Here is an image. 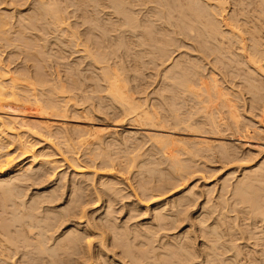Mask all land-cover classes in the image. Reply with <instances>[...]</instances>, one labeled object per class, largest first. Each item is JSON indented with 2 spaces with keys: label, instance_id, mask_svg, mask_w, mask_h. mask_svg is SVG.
Here are the masks:
<instances>
[{
  "label": "rangeland",
  "instance_id": "obj_1",
  "mask_svg": "<svg viewBox=\"0 0 264 264\" xmlns=\"http://www.w3.org/2000/svg\"><path fill=\"white\" fill-rule=\"evenodd\" d=\"M18 1L19 0H0V13L6 14V16L8 15L7 20L4 19L6 22L0 18V23L3 24L2 27L0 26V67L6 68L9 71V76L16 80V92L18 91V95L22 98H17V104L20 107H12L9 112L10 114H16L15 117L19 120L25 121L26 124H35L44 121L52 124L54 126L53 129H58H55V135L51 138L47 135L45 136L44 133H40V135L39 133L33 134L35 131L32 132L31 130V133L27 135V138L26 135L24 136L28 143L34 146L33 150L34 153L38 155L37 160L39 159V162L34 163L32 166L33 175L18 185L16 191L21 193L20 198H15L13 201L5 203H2L0 198V227L5 223L9 224V222H12V214L9 213H11V210H14L12 213L15 215L16 219H14V221H17L15 222L16 225L13 222V226L7 227L6 225L4 228L7 232L17 231L16 235L25 232V225L27 222L22 217V214L29 211L28 207L31 206L29 205L32 202L31 200L35 199L37 202L36 197L38 196V203H36L37 205L34 208V210L36 209L34 211L36 213L35 218L39 220L47 212L56 214L54 219L52 213L49 217V224L50 227H52L46 234V237H50L48 245H52L55 239L57 241V239L64 235L67 230L74 231L76 229V231H78L77 234L81 236L83 234L84 239L80 241L79 248H75L76 250L73 254L68 255L66 253V255L64 254V256H60L62 258L61 260H65L64 264L146 263V261L142 259L137 262H132L128 257H125L123 253H121L119 247L111 245V233L104 228L103 224V217L106 215L109 216H107V220H109L115 228L127 227L126 229L130 231L146 228L153 230L155 234L151 245L156 249L157 247L159 248V244L161 245L166 241L171 240L170 243L172 241L176 242L181 240V237L184 234L189 236L192 238L194 243L193 247L197 252V258L192 260L190 264H202L203 253L202 255L199 253L201 250L200 246L202 239L198 233L200 229V226L198 227V219L201 215H206L202 208L211 206L209 208L213 209V211L215 209V211L210 217H204L207 222L205 224L211 225L215 221V218L217 219V217L222 214L221 216H223V219L226 218L224 222L226 220L229 221L225 222L226 225L224 227L227 235V237L225 236L226 240L232 237V239H230L231 242L234 244L235 249L238 248V251L241 254L240 256L239 254L237 256L238 260H240V263L239 261L238 263L247 264L248 257L246 259V256H248L247 254L249 251H251L252 248L253 250H257V248L260 249L258 246L255 248V244H261V242L264 243V240L255 243L257 240L256 238L262 237L264 233V218L261 216V219L259 217L252 218V215L254 214H251L250 216L251 212L249 209L247 210L245 206L239 207V205L235 207V209H230V206H226L229 204L227 199L230 195H228L229 192L226 190L227 187L224 189L225 185L231 186L230 184H233L238 181V179L242 178L245 170L247 171L254 168L256 164L260 162L261 155H257L255 151L258 147H264V111L250 110L249 105L247 104L249 96L246 94L245 89L243 90V82L240 83L241 81H238V79L231 82L229 74L225 71L223 72L219 66L213 64L212 59L196 50L197 48L190 47V49L188 46L187 48H184L185 50H176V53L172 52L171 48H167L170 56L160 69L172 66L181 51L186 53L189 51V56L197 58V60L201 62L200 64L204 65V74H208V71H213V69H215L213 72L217 79L222 82L224 87L230 88L231 92L233 91L234 94L239 93V95H242V97L238 99L239 101L237 100V106L239 107L238 114L241 116L240 119L242 124H240V127L243 129L248 126V128L247 130L235 131L233 130V127L231 128L232 125L229 124L231 125L229 126L231 129L226 130L223 127L225 131L221 128L222 131L214 136L206 129H201L202 132L198 133L194 131V127H190V129L187 128L185 124L176 126L174 120L169 117L171 115L166 113V116H169H167V119L164 118V116L162 117L165 121L164 123H161V126H163V130H168V132L177 131L176 133H166L169 134V136L175 137V140H167L168 143H166L168 145L165 142L160 143L164 140H158L157 143L159 142V144L157 145L155 144V140L154 143L153 139H150V141L149 138L145 136V133L148 131L131 122L128 116L124 117L125 115L122 110L110 100L105 90L106 84L104 82H100L103 89H96V87H93L95 88L94 90L93 88L91 89V87L86 88L87 86L94 85L93 83L95 80L97 82L98 78L96 77L99 76L101 68L106 65V62L94 59L96 61L95 64L93 58H95L97 54L83 44L82 41L84 38L81 32L85 29L86 25L82 26L80 12H76V10L73 12V7H71L69 3L63 1V4L59 3L58 5L60 10L55 13V16L58 17L54 19L53 16L46 15L47 19H44L46 18L45 16L43 19L38 18L36 20L38 23L36 22L33 24L34 26L36 24L39 27L33 26V28L32 26H27V24H25L28 20L24 17L29 15L28 13L30 11L28 9L34 4V0ZM255 1L256 0H253L254 3L251 4L249 9L252 10L253 4L256 5V7L258 6ZM150 5L151 4L147 5V7H151ZM96 8L98 9L99 7L96 6ZM96 8L94 10L89 9L91 14L98 12ZM100 9H103L101 12L102 14H99L100 16L104 13L110 12L107 9L105 10V8ZM48 16H50V18ZM251 16L252 14H250V17ZM252 17L256 20L254 15ZM252 17L250 19H252ZM255 20L253 19L252 21ZM113 21H115V19H113ZM19 22H24V25ZM262 22H264V19ZM6 23L8 25H5ZM44 23L46 25H43ZM53 23L55 25H53ZM253 23L255 25L256 22ZM17 26L19 30L16 28ZM21 27L23 28V31L20 29ZM2 28L3 31H1ZM20 30L23 34L18 32ZM246 36L245 33V37ZM9 38L10 40H8ZM8 41H12V43ZM134 50L139 52L141 49L134 48L129 50L127 55L124 50L119 49V51L117 50L115 52L116 58L108 59L107 63L110 65L115 64L120 67L123 66V72L119 77L123 76L122 79L126 77V80L124 79V81L125 84H127V87H125L128 94H130V97L135 99V101H138V103H143L142 105H144L145 109L147 108L148 110H151L150 108L154 104L161 102L164 98H166V100L164 99L165 102L169 103V93L163 92L162 94L161 92L164 85L161 83L159 77V69L156 68L159 66H154L150 63L151 56L147 55V53L144 55L136 53L139 59L138 57L133 58V53L136 52ZM103 51L107 52V50ZM33 52L35 54H33ZM129 52L131 53L129 54ZM93 53L96 55H93ZM130 57L135 59V61L137 59V64L139 65L136 69L132 66L133 60ZM95 70L97 71L95 72ZM75 72L78 73L77 76L80 78L90 75V79L93 78L90 82L93 83L89 84V80H87V83L84 78V82L80 79L83 82L82 84H76L77 86H73V84L70 83L71 80L67 78V76L73 73V75L76 76ZM35 76H39L41 79L43 78L46 83H44L45 81L37 82ZM262 83L264 85L263 79ZM33 84L35 86H33ZM22 87L24 88L22 89ZM56 88H58V90ZM59 88L64 90L62 94L61 91H59ZM166 90L167 89L163 87L162 91ZM167 91L170 92L169 89ZM21 95L26 98L24 99ZM52 99L53 102L50 101ZM62 99L65 101L68 100L69 102L67 110L59 115H66L65 117L55 116L57 112L52 109L50 105L54 102H62ZM24 100H28V107L25 106ZM198 106L197 108L202 107V105L201 107ZM163 107L164 104L162 109H165ZM218 107L219 109L221 108L220 106ZM200 110H197L196 112L191 110V113H194L193 115L197 113L195 116L191 115L194 117L192 118V121L190 120L191 123L193 120L203 116L202 110ZM157 111L155 112L157 113ZM183 111L185 113V109ZM40 112L42 113L39 114ZM38 115H44L45 117L40 118ZM184 115H186L185 117H187V119L190 117V114ZM11 116L12 115H10V117ZM243 125L246 126L243 127ZM185 128H187V130ZM83 131L84 133H82ZM86 131H96L94 136L96 137L99 134L98 139L100 138L102 140L101 143H98L99 141L97 142L98 144L94 143L95 141L91 139L92 137L86 139V137H84ZM255 131H260L261 134H258L259 132L256 134ZM96 133L98 134L96 135ZM192 133H198L199 136H194ZM100 134L102 136H100ZM126 136L128 139H126ZM124 137L126 140H124ZM199 138L204 141L209 140L217 141L219 143H227L234 147L233 149L236 150L237 157H222L216 148L206 152L205 148L201 147L202 145H197V147L195 146L194 148L193 145L196 140H199ZM10 139L8 137L7 139L2 138L0 139V144L1 146H4L5 150H3V152L11 155L8 156V158L14 157L15 159L16 156L17 158L13 160L11 165L2 168L0 180H6L7 178L14 176V170H16L15 166H17L20 162L19 160L25 156L22 154V151L17 148L16 144L12 145L11 142H9ZM90 139L92 142L89 141ZM193 139L196 140L194 141ZM190 141L193 142V144ZM190 143L191 145H188ZM162 144L167 145V149L165 146L163 147ZM168 146H170V152H168ZM161 147L162 151L160 150ZM164 148L165 151L167 150V153L170 154V156L167 154L169 158L166 157V154H163L166 153L163 151ZM249 149L252 150L251 153L248 152ZM244 155L252 159L246 161L241 160ZM47 161L52 162L53 166L48 164ZM150 167L154 172H151L154 175L153 177L152 174H150L151 176L148 173V175L146 174V172L151 169ZM145 168L148 170L145 171ZM176 169H179V171L176 172ZM158 170L160 174L162 173L164 175L165 173V176L161 175L162 177H166V174L168 173L167 176L169 175V177L166 178V181L168 180L167 183L170 181V184H177L174 188H168L165 191L163 190L162 194L161 192H159V194L156 193L157 191H153L152 193V186L155 183H158L157 180H159H156L158 174H155V171L158 173ZM177 177H179V179ZM159 178L160 180H163L161 177ZM163 181H165V179ZM102 184H104L105 188H103ZM105 184H108L107 187ZM108 186L109 190H111L110 192L109 190L108 192L107 190L105 191ZM256 187L264 189V187L259 185H256ZM112 189H114V193H112ZM72 190H75L77 193L75 211L65 212V216L60 217L58 216V212L66 206ZM263 193L264 190L258 191V195L260 194L258 198L263 197L260 199L261 201H264ZM39 196L42 197L40 198ZM180 196L182 198L187 197V200H189L188 197L193 196V198L192 200L190 198V202L186 200L180 201L183 203H181V206H183L185 202H188L180 208V205H178L180 204L179 198L181 200ZM223 199L226 200L225 202L228 204H222ZM176 200L178 201L177 203ZM13 202L16 203L12 205ZM175 203L179 208L178 209L175 206L176 209H178V215L175 214L176 210L175 207H173V204L175 205ZM33 205L35 204L33 203ZM4 206L7 208H4ZM159 207L160 209H158ZM4 210H6V212H4ZM7 212L10 215L8 217L6 216ZM155 212L157 215L159 213L158 218ZM173 212L175 213L173 214ZM2 214H5L4 216L6 218ZM161 214L164 217L161 216ZM159 216H161L160 219H166L164 220V223L161 222L163 219H161V221L159 220ZM56 223L58 224L56 225ZM227 223L229 224L227 225ZM163 224L164 226H162ZM255 226L257 229L254 231L256 228ZM14 227L15 230H13ZM227 229H229L228 232H226ZM249 230L252 231V234L255 232L256 237L254 235L252 236L251 233L249 234ZM12 249L13 248H11V250ZM9 252L10 251L6 252L7 255H4L5 253L1 252L2 256L0 254V257L2 259L0 258V260H6L4 261L5 263L2 262L3 264H50L48 259H43L38 262H31L30 260V262H26L25 260H22L21 256L23 249H21V247L14 252ZM200 252H202V250ZM245 253L247 254L245 255ZM232 254L233 252H227L225 257L231 259ZM241 258L243 260H241Z\"/></svg>",
  "mask_w": 264,
  "mask_h": 264
},
{
  "label": "bare ground",
  "instance_id": "obj_2",
  "mask_svg": "<svg viewBox=\"0 0 264 264\" xmlns=\"http://www.w3.org/2000/svg\"><path fill=\"white\" fill-rule=\"evenodd\" d=\"M63 1L69 3L70 6L73 7L74 9L73 12L76 10V12H80L81 14L82 26L86 25L85 29L81 32L84 38L83 41L82 40L81 41L83 42L84 45H86L87 48L93 50L97 54L95 58L90 56L91 58H93V62L95 60L106 62V65L101 68L99 76L96 75L98 76L96 77L98 78L97 82L96 80L94 81V83L90 82V80L93 79V78L90 79L89 77L90 75L87 77L84 76L82 77L83 78L82 79L79 76H77L78 73L75 72L76 76L73 75L74 73L67 76V78L71 80L70 83H72L73 86L74 85L77 86L79 84H82L86 79V82L87 80H89L90 82L89 84L91 83L94 84L87 86L86 88L91 87L92 89L93 87H96V89H99L103 87L101 86L100 82L101 83L104 82L106 84L105 90L110 100H112V102H114V104H116V106L119 107L120 110H122L123 114L125 115L123 116L124 117L128 116L131 122L143 127L146 131H148L147 133H145V136L149 138V140L150 139L151 140L153 139V141L155 140L156 141V143L154 141L155 144L157 145L159 144V142L157 143L158 140L159 141L164 140L163 142L160 143H164V142L168 143V141L170 140L173 139L175 140V137L169 136V134L166 133H176L177 131L171 132L169 130L170 132H168V130L165 129L163 130L162 128L163 126H161V123H164L165 121L162 119V117L164 116V118L167 119L168 118L167 116H169V115L166 116V113L171 115L169 117H171L174 120V124L176 126L185 124L187 128L194 127L195 128L194 131L198 133L202 132L201 129H206L208 130V132L210 131V133H212L214 136L218 134L220 131H222L221 128L224 131L225 129L226 130L231 129L232 127L233 130L235 131L247 130L248 128V126L246 125H243V127L246 126L243 129H241L240 127L241 116L238 114L239 107L237 106V100L240 97H242V95H239V93L234 94L233 91L231 92L230 88L224 87L222 82H220V80L217 79L215 73L213 72L215 69H213V71L211 70L208 71L209 72L208 74H204L205 71L204 65L200 64L201 62H199L197 58L193 57L194 58L193 59L191 56H189L190 55L188 53L189 51H187L188 54L186 52L181 51L178 54V57L175 59L174 63L172 62L173 65L171 63L172 66H170L169 68L167 67L164 69H160L163 63L170 56L168 50L169 48L172 49V52L187 48L188 46H189L188 48L190 47H194L195 49L197 48L196 50L206 55L207 57L211 58L213 64L219 66L223 70V72L225 71L227 74H229L231 82L237 79L238 81L239 80L241 81L240 83L243 82L242 85L244 87L242 85L241 86L243 87V90L245 89L246 94L249 96L247 100V104L249 105L250 110L252 109V110H262V112L264 111V85L262 83V79L264 80V42H263L264 22H262V20L264 19V0H256L255 3H257L258 6L256 7V5L253 4L252 10L249 9V7L251 6L252 3H254L253 0H100V1L99 0H34V4L33 5L31 4L32 6L28 9L30 12L27 10L29 12L28 13L29 15L27 16L29 17L25 15H24L25 17L22 16L25 19L27 18L28 20L27 23L25 22V24H27V26L33 27L34 26L33 23H36L37 22L36 20L38 18L43 19L45 16L46 18L44 19H47L46 15H50L51 17L53 16V18L55 19L56 17H58L55 16V13L60 10L58 5L59 3L63 4ZM149 4H151L150 5L151 7H147V5ZM96 6L99 8L97 9ZM95 8L98 10V12H96L95 14L93 13L91 14L89 9L94 10ZM100 8H105V10L107 9L110 12L104 13L103 15L100 16L99 14L103 10ZM250 14H252V16L254 15L256 17V20L252 16H251L252 19H250L251 18ZM7 16L6 14L0 13V18L3 21L4 19L7 20ZM50 16L48 17L50 18ZM113 19H115V21H113ZM253 19L255 21H252ZM6 20L4 22H6ZM253 22H256L255 25ZM19 23L23 24L24 22L23 23L19 22ZM1 24L2 23H0V26L2 27L3 24L2 25ZM5 25L8 24L6 23ZM43 25L46 24L44 23ZM53 25L55 24L53 23ZM35 26L38 25L35 24ZM243 26L245 29L243 28ZM16 28H18V26ZM20 29H22L23 31L22 27ZM1 31H3V28ZM18 32L22 33L21 30ZM245 33L247 35L246 37H245ZM8 40H10V38ZM10 43H12V41ZM134 48H140L141 50H139V52H137V50H134L136 52L133 53L134 55L133 58L138 57L136 53L142 55L147 53V55L151 56V60L149 59L151 61L150 63L154 66H159L156 68L159 69V77L161 83H163L164 85L163 87H165L167 90L168 89L170 90V92L167 90L162 91L163 87L161 85L162 90L161 89L160 90L162 94L163 92L169 93V94L167 93L169 95L168 96L169 103L165 102L166 98H164L165 100L163 98L162 101L160 100L164 104L163 108L165 109H162L163 104L161 102L154 104L150 108L152 111L148 110L147 108L145 109L144 105H142L143 103H138V101H135V99L130 97V94H128L126 89L127 84H125L124 81L126 77H124L123 79H122L123 76L119 77V75H121L123 72V68H122L123 66L120 67L115 64L110 65L107 63L108 59L116 58L115 52L117 50L119 51V49H122L126 52L127 55V52ZM103 50H107V52ZM95 53H93V55ZM130 53L131 52H129V54ZM33 54L35 53L33 52ZM132 60H133L132 66L134 67V69H136L139 65L137 64L138 61L137 59L136 61L135 59ZM94 63L96 64V61ZM96 71L97 70H95V72ZM35 77L37 82L45 81L43 80V78L41 79V77L39 76H35ZM80 79L83 80V82ZM15 83L16 80L13 77L9 76V71L4 67H0V114H1L0 139L2 138L7 139V137L9 139L11 138L9 142H11L12 145L16 144L17 148L22 151L23 155H25L23 156V158H21V160H19L20 161L19 164L18 165L16 164L17 165L15 166L16 170H14L15 175L7 178L6 180L4 179L0 180V196H1L0 198L2 203L9 201L11 202L13 201V199L21 197V193L19 191H16L18 185H20L21 183H23L33 175L32 166L34 163L39 162L38 161L39 159L37 160L38 155H36L33 150L34 146L29 144L28 141L24 138V136L26 135L27 138L28 137L27 135L30 134L31 131L32 132L35 131L33 132V134L39 133L40 135V133L42 134L44 133L45 136L47 135L48 137L51 138L52 136L55 135L54 134L55 129H58V128L53 129L54 126L52 124L44 121L43 122L40 121L39 123L37 122L35 124L32 123L26 124L25 121L17 119L15 117L16 114H10L9 110L12 107L14 108L20 107L17 104L18 102L17 98L22 99L18 95L19 94L18 91L16 92L17 88ZM44 83H46V81ZM33 86L35 85L33 84ZM23 88L24 87H22V89ZM60 88L59 91H61L62 94L64 90ZM56 89L58 90V88ZM94 89L95 88H93V90ZM23 98L25 99L26 97L24 96ZM27 101L28 100L25 101L26 107L29 106L27 104ZM50 101L53 102V99ZM61 101L62 102H57V103L54 102L53 104L50 105V107L57 112L55 116L65 117L66 114L65 115H59V114L64 113L67 110V105L69 101L68 100L65 101L63 99ZM198 105L200 107L202 105V107L197 108ZM218 106H220L221 108L219 109ZM156 108L158 109V111ZM184 109H185V113L183 111ZM200 109L202 110L203 116L200 115L202 117L193 120V122L191 123L190 120L192 121V118H194L192 116L197 115V113L193 115L194 113L192 114L191 110H193V112L194 111L196 112L197 110ZM155 111H157V113ZM41 113L42 112H40L39 114ZM184 114H190V117L187 119V117H185L186 115ZM10 115L12 116L10 117ZM38 117L44 118L45 116L38 115ZM229 124H231L232 126ZM226 126L228 127V129ZM229 126H231V128H229ZM187 128L185 129L187 130ZM95 132L86 131L84 137H86V139H89L88 137L90 138L92 137L91 139L95 141L94 143H97L98 141H99L98 143H101L102 140L100 138L98 139L99 134L96 133V135L98 134L96 136L97 138L94 136ZM255 132L256 134L258 132H259L258 134H261L260 131H255ZM82 133H84V131ZM198 133H192V134H194V136H199ZM100 136L102 135L100 134ZM127 136L126 139H128ZM91 139L89 141H91ZM126 139L124 137V140ZM191 143L193 144V142ZM191 143L188 145H191ZM167 145L164 144L163 147L165 146V148L167 149L166 147ZM197 145H202L201 147L205 148L206 152L207 151L209 152L213 150V148H216V150L220 155H222V157H226V158L237 157L236 150L233 149L234 147L224 142L219 143L217 141H209V140L204 141V140H200L199 138V140L195 141L193 145L194 148L195 146L197 147ZM169 147L170 146H168V152H170ZM165 148L163 151L166 153L163 154L166 155L168 154L170 156V154L167 153V150L165 151ZM3 150H5L4 146L3 145L1 146L0 144V174L2 173L1 170L3 167L4 168L8 167L13 163V160L17 158V156L15 159L14 157L8 158V156L11 155L4 153ZM160 150L162 151V147L160 148ZM248 152L251 153L252 150L249 149ZM255 152L257 153V155H261L260 162L258 161L259 163L256 164L254 168H251L247 171L245 170V172L242 175V178L238 179V181H236L235 183L230 184L231 186L225 185L224 189L227 187L228 189L226 188V190L227 192H229L228 195H230L229 198L227 197L228 199L226 198L229 204L225 202L226 200L224 199L223 202L222 200L221 202L222 204L224 203V205L228 204L226 206H230V209H235V207L239 205H240L239 207L245 206L247 210L249 209V211L251 212L250 216L251 214L255 215V216L252 215V218L253 217L260 218V216L264 218V209H263L264 201L260 200L263 197L258 198V196H260V194L258 195V191L264 189L261 187L260 188L256 187V185L264 187L263 184L264 183V147H258ZM168 155L166 156L167 158H169ZM251 159L252 158L244 155V157L241 160L246 161ZM47 163L52 165V162L50 161L49 162L47 161ZM145 169H146L145 171L148 170L147 168ZM180 169L182 170L181 167ZM156 171L155 174L156 175L158 174V177L156 176L157 177L156 180L157 179L159 180H157L158 183H155L152 186L153 187L152 188L153 190L151 189L152 193L153 191L154 192L157 191L156 193L159 194V192H161L162 194L163 190L165 191L168 188L169 189L174 188L177 185L176 183L170 184L169 183L170 181L168 182L169 184L167 183L168 180L166 181V178L169 177V175L167 176L168 173L166 174V177H162L165 176V173L163 175L162 173L160 174L159 170L158 173H156ZM178 171L179 169L176 172ZM151 172L154 173L152 168L149 169L146 172V174L148 173L150 175L152 174ZM153 176L154 175L152 174V177ZM159 177H161L163 180L165 179V181L160 180ZM177 178L179 179V177ZM102 186L103 188H105L104 184H102ZM109 186L108 188L105 189V191L107 190L108 192ZM113 190L114 189H112V191ZM110 191L111 190H109V192ZM112 193H114V191ZM37 198L38 196L36 197L37 202L35 201V199L31 200L32 204L31 203L29 204L31 205L30 207H28L29 211H26L22 214V217L27 222L25 225V232L21 233L22 232L21 231L20 232L21 234L16 235L17 231L7 232L6 229L4 228L6 225L7 227L13 226L15 222H17L14 221V219H16L15 215L12 213L14 210H11V213H9L12 214L11 216L13 219L12 222H9V224L6 223L3 225L1 224L2 226L0 227L1 228L0 254L1 252H4L5 253L4 255H7L6 253L7 251L14 252L17 249H19V247H21V249H23L21 257L22 260H25L26 262L29 260L31 262H38L43 259H48L50 264L51 263L64 264L65 260H61L62 258L60 256L61 255L64 256V254L66 255V253L68 255L73 254L74 251L79 248L80 241L84 239L83 234L82 236L77 234L78 231H76V229L74 231L67 230L64 233V235L60 236L57 239V241L55 239L52 245H48V242L50 241L49 239L50 237L47 236L48 237L47 238L46 234L50 231L52 227V226L50 227L49 224V220H50L49 217L52 212L45 213V215L42 216V218L37 220L35 218L36 213L34 212L36 210V209L34 210L35 206L37 205L36 203H38ZM183 198L181 197V200L179 198L180 204L178 205H180L179 206L180 208H182L185 205V203L190 202V198L192 200L193 196L188 197L189 200H187V197L185 199ZM182 200L184 201L186 200L188 202H185L184 205L181 206L183 203L180 201ZM67 201L68 202L66 203V206L63 209L59 210L58 216L64 217L65 212H71L75 209L76 201H77V193L75 192V190L74 191L72 190V192L70 193L69 200ZM177 202L178 201L176 200V203ZM14 203L16 202H13L12 205H14ZM33 203L35 205H33ZM176 203L175 205L173 204V207L177 205ZM176 207H175L176 213L173 212V214L178 213L177 210L179 208L177 207L178 209H176ZM209 207L207 206L202 208L204 210V214L206 215L204 216L201 215L200 217L203 218L199 217L198 219L199 220L198 227L200 226L198 233L202 239L200 246L202 252H200L201 250L199 251L201 255L203 253L202 264H239L240 260H238L237 256L238 254L239 256L241 254L238 251V248L235 249L234 244L231 242L230 239H232V237L230 239H227L228 241L226 240L227 235L225 233L224 227L226 225L225 222L228 220L224 222L226 218L223 219V216H221L222 215L221 214L219 215V217H217V219L215 218V221L211 225L205 224L207 222L204 219V217L206 216L210 217V215H212L213 212L215 211V209L213 211V209ZM4 208L7 207L4 206ZM158 209H160V207ZM4 212H6V210H4ZM156 212L155 214L158 218L159 213L157 215ZM9 214L7 212L6 216L7 217L10 216ZM2 215L4 216L5 214ZM55 215L56 214L52 213L53 219L56 217ZM107 216L108 215L103 217L104 219L103 224H104V228H106V230L109 233H111V237H110L111 240L109 239L111 241V245L114 247H119L121 249V253H123L125 257H128V259H130L132 262L133 261L137 262L138 260L142 259L146 261L145 264H190L192 260L197 258L196 256L197 252L193 247L194 243L192 241V238L186 236L185 234L182 235L181 240L179 241L175 240L176 242L172 241L171 243H170L171 240L166 241L161 245L159 244V248L156 246L157 247L156 249L151 245L152 239L154 238V234H155L153 230H151L150 228H146L141 230L134 229L135 231L134 230L130 231L126 229L127 227L115 228L111 224V222L107 220V218L109 217ZM161 216L163 215L161 214ZM161 216H159V220L161 221V219H163L161 222L164 223V220L166 219L165 218L160 219ZM57 224L58 223H56V225ZM228 224L229 223H227V225ZM162 226H164V224ZM256 229L257 227L254 229V231ZM13 230H15V227ZM228 230L229 229H227L226 232H228ZM248 233L252 234V231L249 230ZM254 233L252 234V236L256 235V233L255 234ZM11 234H15V235H11ZM263 235L262 237H257L256 238L257 240L255 239L256 240L255 243L264 240ZM257 246L260 247V249L257 248V250H253L252 248V250L249 251L248 254L245 253V255L246 254L248 255L246 256V259L248 257L247 259L248 262H246L247 264H264V243L261 242V244L259 243L255 244V248ZM10 247L13 249L11 250ZM227 252L228 253L233 252L231 259L225 257V254H227ZM241 260L243 259L241 258ZM4 261L6 260L4 259ZM4 261L0 260V264L5 263Z\"/></svg>",
  "mask_w": 264,
  "mask_h": 264
}]
</instances>
